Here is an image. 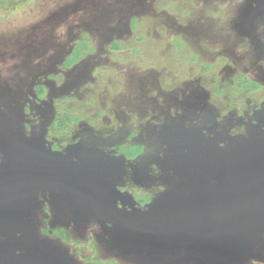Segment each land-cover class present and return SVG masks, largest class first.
<instances>
[{"label":"rangeland","instance_id":"rangeland-1","mask_svg":"<svg viewBox=\"0 0 264 264\" xmlns=\"http://www.w3.org/2000/svg\"><path fill=\"white\" fill-rule=\"evenodd\" d=\"M93 262L264 264V0H0V264Z\"/></svg>","mask_w":264,"mask_h":264},{"label":"trees","instance_id":"trees-1","mask_svg":"<svg viewBox=\"0 0 264 264\" xmlns=\"http://www.w3.org/2000/svg\"><path fill=\"white\" fill-rule=\"evenodd\" d=\"M23 3H28V2H23ZM113 48L118 49V45L117 44H113L112 46ZM88 43L86 40H81L79 42H77L72 55L69 57V59L67 60V65H72L75 64L77 62L80 61V59L82 58L83 54H85L86 52H88ZM209 68V67H206ZM236 84L242 86V87H248L251 90H258L259 88H261L262 86L253 80H249L247 78H239L236 80ZM38 92H42L43 88L40 87L37 89ZM219 93H222L221 91H219ZM59 120L61 121H65V122H71L72 121V117L66 114H61ZM141 148L139 147H132L128 149L127 153V158L128 159H135L139 154H140ZM62 231H57L56 234H58L59 236H64L65 231H63V229H59ZM64 232V233H63ZM46 233H48V231L46 230ZM55 233V232H54ZM102 263V262H101ZM90 264H98L96 262L90 263ZM100 264V263H99Z\"/></svg>","mask_w":264,"mask_h":264},{"label":"flooded vegetation","instance_id":"flooded-vegetation-1","mask_svg":"<svg viewBox=\"0 0 264 264\" xmlns=\"http://www.w3.org/2000/svg\"><path fill=\"white\" fill-rule=\"evenodd\" d=\"M48 231V234H49V232H51L50 234H52V231L51 230H47Z\"/></svg>","mask_w":264,"mask_h":264}]
</instances>
